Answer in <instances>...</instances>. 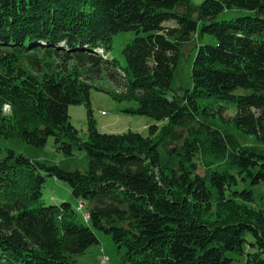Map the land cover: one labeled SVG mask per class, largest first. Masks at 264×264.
<instances>
[{"label": "trees", "instance_id": "1", "mask_svg": "<svg viewBox=\"0 0 264 264\" xmlns=\"http://www.w3.org/2000/svg\"><path fill=\"white\" fill-rule=\"evenodd\" d=\"M121 32L134 35L123 46ZM204 34L215 42L197 47L191 86L174 91L182 47ZM103 76L125 81L113 94L134 101L124 112L156 121L147 135L96 129L89 96ZM205 100L235 106L231 124L260 146L213 127ZM71 104L88 109L85 139ZM49 137L64 155L83 150L87 169L0 145V264H76L95 230L125 264H264V209L242 187L264 183V0H0V138Z\"/></svg>", "mask_w": 264, "mask_h": 264}, {"label": "rangeland", "instance_id": "2", "mask_svg": "<svg viewBox=\"0 0 264 264\" xmlns=\"http://www.w3.org/2000/svg\"><path fill=\"white\" fill-rule=\"evenodd\" d=\"M199 3L202 0H192ZM226 15V14H225ZM167 25H174L173 21L166 22ZM132 32H121L114 36L115 39L121 41L123 44L133 37ZM215 39L209 34H204L202 37L195 35L190 39V43L184 45L181 49L178 66L174 72L172 81V88L176 92H181L184 88L191 86L190 70L193 58L200 44L214 43ZM122 61V60H121ZM95 84L98 88L92 87L90 89V109L91 117L94 120L95 127L100 132L106 133H122L128 130L138 132L142 135H147V127L156 123L151 117L139 114H130L124 112L123 109L135 106L133 100L123 99L117 100L113 94H121L125 90V81L117 78L115 81L109 80L103 76L95 79ZM111 92V93H110ZM204 102L212 105L211 111H215V115H210L207 121L213 126L220 129H225L236 136L238 141L244 145H251L259 147L260 142L253 136L244 134L240 129H237L231 124V119L235 115V106L226 102L205 100ZM222 105V115L217 111ZM10 108L3 107V111L8 113ZM103 112V113H102ZM69 121L76 127L78 134L82 139H85L88 134V109L83 104H71L68 106ZM0 145L13 149L17 153H22L29 158L40 160L46 164H56L64 169H79L81 171L87 169V155L83 150H74L73 155H64L62 152L56 150L53 138L49 137L42 147H35L27 144L18 138H0ZM198 173H203L201 166L197 169ZM52 185L54 193L57 197L69 198L70 190L62 182L54 178H48L47 185ZM252 190L253 200L252 205L264 209V183L258 185L243 184ZM76 217L80 222L86 223L83 218L85 208L79 209L78 202L72 199ZM98 237V243L91 245L84 253L75 255L76 264H125L122 262V256L125 252L124 248L118 246L112 241L111 236L103 231L95 230ZM232 261L229 264H245V255L232 254Z\"/></svg>", "mask_w": 264, "mask_h": 264}]
</instances>
